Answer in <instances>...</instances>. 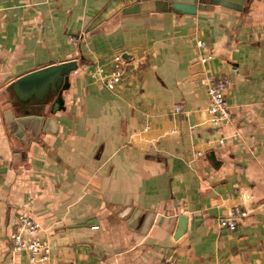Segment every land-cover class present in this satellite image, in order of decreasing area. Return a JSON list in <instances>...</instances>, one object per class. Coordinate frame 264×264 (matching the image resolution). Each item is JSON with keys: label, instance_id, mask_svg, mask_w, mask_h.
I'll return each mask as SVG.
<instances>
[{"label": "crops", "instance_id": "1", "mask_svg": "<svg viewBox=\"0 0 264 264\" xmlns=\"http://www.w3.org/2000/svg\"><path fill=\"white\" fill-rule=\"evenodd\" d=\"M112 1L0 0V264H264V0H116L88 30ZM69 60L59 110L15 113L12 81ZM205 74L227 80L231 118L216 128ZM235 206L247 216L229 231L219 219ZM19 213L40 224L48 261L12 251Z\"/></svg>", "mask_w": 264, "mask_h": 264}, {"label": "water", "instance_id": "2", "mask_svg": "<svg viewBox=\"0 0 264 264\" xmlns=\"http://www.w3.org/2000/svg\"><path fill=\"white\" fill-rule=\"evenodd\" d=\"M246 0H136L124 8V12H136L147 9L195 12L197 4H220L241 9ZM116 5L113 0L88 30L107 18L108 12ZM87 30V31H88ZM77 61L69 60L26 73L12 81L6 88L11 98V106L19 116L42 121L48 113L60 109L63 103L62 93L69 88V75L77 69ZM211 159L215 162L212 154Z\"/></svg>", "mask_w": 264, "mask_h": 264}, {"label": "built area", "instance_id": "3", "mask_svg": "<svg viewBox=\"0 0 264 264\" xmlns=\"http://www.w3.org/2000/svg\"><path fill=\"white\" fill-rule=\"evenodd\" d=\"M1 12V7H0ZM197 47L202 51L200 62L206 63L212 58V53L206 41L198 40ZM114 65L112 72L102 78V82L109 90H115L123 74L124 57L118 54L113 59ZM101 69H97L95 76H100ZM204 82L209 98L207 112L209 121L213 127H219L224 122H229L231 112L225 101L227 80L223 77H217L205 74ZM175 112L180 111V106L174 107ZM222 142V139L219 140ZM247 216V212L240 206L230 209L229 213L219 219V225L229 231L237 228L241 220ZM40 224L27 213H19L16 217V228L10 235L12 251H25L32 263L46 262L50 258L51 247L48 241L39 238L38 232Z\"/></svg>", "mask_w": 264, "mask_h": 264}]
</instances>
